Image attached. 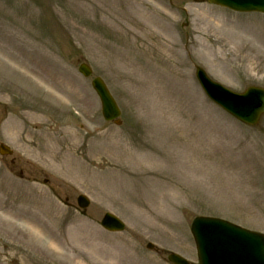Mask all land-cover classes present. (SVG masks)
<instances>
[{"label":"rangeland","instance_id":"374dc122","mask_svg":"<svg viewBox=\"0 0 264 264\" xmlns=\"http://www.w3.org/2000/svg\"><path fill=\"white\" fill-rule=\"evenodd\" d=\"M81 62L106 81L119 124ZM197 66L238 93L264 88V14L197 0H0V144L13 150L0 155V206L66 241L10 233L0 211V264H172L168 252L196 262L198 215L264 234V116L251 127L216 106ZM106 212L126 230L106 232Z\"/></svg>","mask_w":264,"mask_h":264},{"label":"water","instance_id":"95a60500","mask_svg":"<svg viewBox=\"0 0 264 264\" xmlns=\"http://www.w3.org/2000/svg\"><path fill=\"white\" fill-rule=\"evenodd\" d=\"M211 4L228 7L236 11H257L264 13V0H209ZM86 77L91 76V67L83 63L79 68ZM197 78L207 95L226 111L242 122L256 125L264 114V89L249 87L243 93H236L213 81L206 72L197 68ZM92 85L98 93L103 115L107 120H116L121 111L104 80L95 77ZM1 153H11L8 147L1 145ZM82 207L90 201L80 195ZM102 225L109 230H122L124 223L112 215L105 214ZM194 234L200 264H264V236L249 231L230 222L210 217H198L193 221ZM169 260L175 264H191L179 255L172 253Z\"/></svg>","mask_w":264,"mask_h":264},{"label":"bare ground","instance_id":"6f19581e","mask_svg":"<svg viewBox=\"0 0 264 264\" xmlns=\"http://www.w3.org/2000/svg\"><path fill=\"white\" fill-rule=\"evenodd\" d=\"M6 128H7L6 131L8 132V134L12 138H14V139H20L21 138L22 132H21L20 128L15 123H12V121L9 122L7 124V126H6ZM27 147H29V146H27ZM48 156L52 160H56L55 162L57 163V165L59 167H62V168H65V167L67 168V163L72 162V161H69V159L65 160V158L63 156V153L60 154V152H58L56 150L50 151ZM74 158H76V157H74ZM74 161L76 162L75 159H74ZM76 164H77V162H76ZM80 173L82 174V171H80ZM0 211H2L4 215L10 217V218H7L4 221L6 226L9 228V230H11L10 233L16 234L14 232L18 233V231H19L20 234L21 233H26V234L29 235V239L31 241L36 242L39 239V237H37L38 235L33 233V229H35V230H38L40 232L46 233V235L49 236L50 242L52 244H54V245H56V246H58L60 248H64L63 247L64 246V242H66V241H64V240L63 241H59V239L57 238L58 236H56L54 233L49 231V229H47L44 225L39 224V222L37 220H35L33 217L27 215L25 213V211L21 213L20 211L17 212L15 209H13V207L12 208L7 207V208L2 209L1 206H0ZM16 221H18V222L20 221L21 223H23L24 225H26L27 227H30V228L25 229V228L22 227V224L21 225L16 224ZM72 242H73V240H72ZM11 244L14 245L12 241H11ZM72 246L73 247H71V248L75 249L74 251H77L78 248H79L77 243H74V245L72 244ZM10 251H12V250H10ZM77 256H78L77 258L81 262H85V259L81 255V253H77Z\"/></svg>","mask_w":264,"mask_h":264}]
</instances>
